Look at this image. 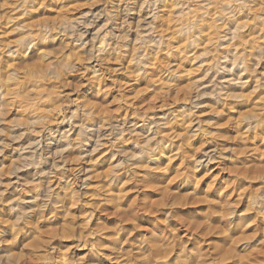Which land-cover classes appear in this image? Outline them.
Wrapping results in <instances>:
<instances>
[{
  "label": "clouds",
  "instance_id": "9594fccd",
  "mask_svg": "<svg viewBox=\"0 0 264 264\" xmlns=\"http://www.w3.org/2000/svg\"><path fill=\"white\" fill-rule=\"evenodd\" d=\"M0 264H264V0H0Z\"/></svg>",
  "mask_w": 264,
  "mask_h": 264
}]
</instances>
